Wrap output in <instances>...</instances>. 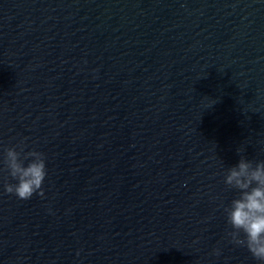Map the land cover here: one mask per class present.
Instances as JSON below:
<instances>
[{"label":"clouds","instance_id":"clouds-1","mask_svg":"<svg viewBox=\"0 0 264 264\" xmlns=\"http://www.w3.org/2000/svg\"><path fill=\"white\" fill-rule=\"evenodd\" d=\"M210 101L207 107L216 102ZM26 149L24 140L4 147L0 160V170L10 178L3 184V194L20 200H29L34 194L45 195L46 156L41 151ZM237 153L240 154L239 149ZM224 183L238 193L223 209L230 226V243L246 248L256 261L264 264V160L253 161L240 154L238 164L227 168ZM214 254L220 255V250L214 249Z\"/></svg>","mask_w":264,"mask_h":264}]
</instances>
